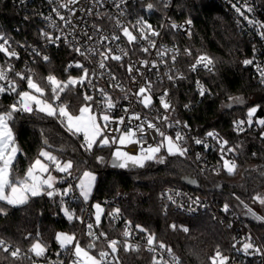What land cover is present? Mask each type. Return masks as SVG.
<instances>
[{"label": "trees", "instance_id": "trees-1", "mask_svg": "<svg viewBox=\"0 0 264 264\" xmlns=\"http://www.w3.org/2000/svg\"><path fill=\"white\" fill-rule=\"evenodd\" d=\"M257 1L264 8V0ZM177 8L181 9L182 16L190 17L193 22L191 36L182 42V48L192 52L189 60L204 53L215 60L213 70L202 75L211 94L198 101L184 116L196 130L203 132L214 129L236 148L235 173H211L204 184H201L202 188L196 189L191 185L196 176L194 168L185 157L167 155L161 151L159 155L165 157V163L148 161L143 168L125 169L113 167L111 156L104 171L97 170L96 185L90 201H64L63 207L82 216L83 203L90 204L91 207L92 200L96 199L104 206L99 229L107 233L109 240L124 239L121 220H126L132 226L140 225L155 233L157 240L171 247L182 263L211 264L209 258L215 255L217 248L223 255L228 253L232 231L215 222L208 213L189 216L164 212L159 203L158 192L164 184L178 183L195 194L228 201L264 244V221L256 219L259 216L255 210L257 201L253 199L264 189V126L255 123L256 118H264V84L255 81L248 66L243 64L251 54L249 40L238 30L234 19L221 6L208 0H181ZM12 16L14 11L10 4L6 1L0 2V24L4 28L12 24ZM49 58L48 62L38 58L31 64L30 68L37 78L51 73L60 80H66L76 72L69 68L65 71L71 60L79 58L72 48L62 44L53 46ZM22 85V88H26V84ZM178 90L182 92L186 88L180 86ZM229 97H239L241 102L232 103ZM62 98L68 100L73 111L85 102L78 86L73 91L62 94ZM14 100V95L0 96V109L11 105ZM256 106L259 109L253 117V125L237 132L234 122L238 119L247 120L248 109ZM17 117L14 132L22 152L17 157L16 167L21 175L37 156L40 146H46L45 139L51 145L49 149L58 156L73 159L75 170L80 171L83 167L92 169L93 164L103 166L105 162H98L96 157L102 156L106 160L109 155L110 147L94 148L93 152H86L80 147L79 138L70 135L55 118L44 117L39 113H18ZM67 136L70 138L68 142ZM63 175L67 176L66 173ZM219 183L222 184V190H205ZM65 184L66 181L60 178L56 186L63 191ZM60 200L59 196L49 198L41 195L30 198L24 205H2L6 208L7 215H0V237L26 251L30 240L37 233L49 246H53L56 243L55 233L61 230L75 233L84 244L87 241V237L82 236L85 224L81 225L75 220L68 221L61 211ZM117 208L120 210L121 219L113 221L108 213ZM171 225H176L177 228L173 230ZM183 227H187L189 231L185 233ZM97 244L94 253L106 249L103 238ZM7 255L0 252V264H30L27 259H3ZM118 256L121 264H151L152 259L142 245L138 252H124L121 248ZM61 259L64 264L69 263L67 256H61ZM243 264H264V261L261 263L246 258Z\"/></svg>", "mask_w": 264, "mask_h": 264}, {"label": "snow or ice", "instance_id": "snow-or-ice-1", "mask_svg": "<svg viewBox=\"0 0 264 264\" xmlns=\"http://www.w3.org/2000/svg\"><path fill=\"white\" fill-rule=\"evenodd\" d=\"M58 3V8L54 7L52 12L63 22L64 26L71 27L73 31L75 30V25L73 24V16H75V9L72 5H76L80 0H49V3ZM239 2V0H238ZM94 4H99L103 7L101 0H93ZM119 8L120 4H116ZM148 10L154 9L152 3L146 5ZM167 8V3L164 4ZM232 7L235 11L242 16L249 24L254 25V27L260 29L258 34L264 38V22L250 19L245 15V11L251 13L253 8L248 4V0H244V3L240 7L233 4ZM59 9H67L69 12L68 16L61 14ZM243 9V10H242ZM83 11V9H81ZM88 14L92 15V9H88ZM100 17L101 13H96ZM103 15H108L104 13ZM123 15V12H121ZM46 19L51 20V17H46ZM109 19L112 17L109 16ZM186 23L191 25L192 21L187 20ZM115 25L120 28L122 35L127 38L129 44L138 43L139 41H146L147 46L142 47L141 51L147 53L151 48H156L157 43L153 37H158L161 35L159 31L153 28L151 24L142 18L137 19V21L131 25V28L138 33V36L133 33L132 30L127 26H123L121 21L116 18ZM51 27L57 28L58 25L53 21ZM97 32H100V28L93 25ZM163 27V25H161ZM172 29H177L178 26L175 23L170 25ZM61 35L53 36L50 32L41 31L40 35L45 38L48 43L55 44L57 41L61 40L62 36L65 41L70 45L71 41H68V37L63 35V29H60ZM187 34L191 36V32L188 31ZM68 35H72L71 32ZM85 36L88 40H92V36H89L85 31ZM109 37L101 36L100 40L97 42L99 45L103 46V42L108 40ZM119 35H113L111 40H119ZM23 47V45H21ZM76 53L82 56L85 60H90L93 57L99 56L100 59L97 62L100 69H106L105 61L114 60L121 61L124 56H127V51L121 50L122 55L114 54L113 49L106 48L101 51L99 48L94 47H74L73 49ZM178 50L163 48L161 51L157 52V56L160 57L159 63H165L164 57L168 55L169 52H175ZM0 53L5 57L3 62H0V96L5 94L14 95L15 100L11 105H8L0 109V215H7L6 208L2 205L7 206H19L27 204L30 198L37 197L41 195H46L49 198L59 196L61 198L60 203L62 205L61 211L64 213L68 221H79L85 224V231L82 236L87 237V241L82 244L81 239L77 237L75 233H64L59 232L55 234V241L59 246L60 251L55 253L56 259L53 260L49 255L50 247L47 241H45L39 233L36 234L35 238L30 240L28 249L25 251L19 246H14L8 241L0 238V252L7 253L8 255L3 257L7 260L9 257L12 261H23L27 259L30 264H64V260L61 259L62 254H66L70 258V264H121L118 252L123 248L124 252H138L141 249V244L138 242H132L130 237H132V225L127 222L125 229L122 231L123 240L111 239L107 237V233L103 231H96L100 228L101 217L104 214V209L100 204L93 205L95 209L94 221L86 222L82 216L76 215L75 211L63 207L64 201L63 197L67 196L72 190V185H69L63 191L58 190L55 185L57 182V177L51 174V168L54 167L55 171L59 173H66L71 175V170L74 167V162L72 160L61 161L57 155H54L52 151L42 149L37 158L29 164L28 168L21 175L16 167L17 157L22 152L14 132V124L17 114H29L34 113L43 114L44 117L55 118L59 121L62 127L72 136L81 137L82 143L80 147L86 152H92L94 148L111 147L112 145H119L112 152V166L118 168H128L129 166L143 168L146 166V162L155 161L157 163H165V157L159 155L161 149H166L168 155L172 156H184L187 153V149L182 146L180 141L185 139L184 135L177 131L175 137L167 135L161 130L158 123H153L151 120H142L139 113L132 112L129 114V109L124 108V116L119 118H114L112 115L113 109L116 108V102L113 101L112 97L105 92L103 89H98L101 99L94 100V97L90 94L85 93L83 95V100L85 101L78 109V114L73 113L70 110L68 103L61 99L62 94L66 92L73 91L78 85L83 86L85 82L91 84L92 81L89 79L90 70L81 62L70 63L67 65L65 71L68 68H78L81 69V75L78 77L68 76L66 80H60L54 74H49L46 77L37 78L35 72L31 68L26 70H17L14 60L20 59L19 52L12 47L10 40L0 34ZM34 55L40 56V52L33 50ZM184 54L187 56H192V52L189 49H184ZM42 60L48 62L50 60L49 56L43 55ZM254 59H245L243 61L244 65H253ZM171 60L174 62L176 60V55L171 56ZM141 65L148 67L151 65L152 68L158 67L157 61L142 60ZM215 66V60L208 54H200L195 58V62L190 65L191 71H196L198 67H203L208 71H212ZM256 71L259 73L260 82L264 83V67L259 64H255ZM134 70L133 65L127 67V71L131 74ZM137 72L139 69H135ZM91 75H95L93 71ZM111 75V74H110ZM168 80L173 81L176 79H184L182 75L173 76L165 73ZM112 80H115V76H111ZM135 82V78L133 77ZM26 84V88H22L21 85ZM199 88V94L201 96L205 95L206 90L197 81ZM114 87H121L119 84L113 85ZM152 82L150 80H145L142 84L138 86L137 91L134 93L137 101L143 105L144 108L153 107V96H152ZM123 91V89L121 88ZM169 93L168 90H164L159 97V103L164 110V115L158 116L155 119L159 122L166 123L168 127H173L179 125L180 121H175L169 123L170 117L167 115L170 111L174 110L173 105L170 100L167 99ZM230 100H235L236 102H241L239 97H229ZM93 105L96 107L94 108ZM187 107V105H185ZM98 109V110H97ZM259 106L251 107L247 112V120H239L234 122L236 130L242 132L244 131L243 125L247 124L251 127L254 123L253 117H255ZM127 117L128 125H125V118ZM141 121L134 128L129 126L131 121ZM256 124L264 126V118L255 120ZM115 124V128H111V125ZM121 125L125 127L121 128ZM184 127H187L185 124ZM147 129H152L162 138L159 143L155 146L149 145L147 148L143 147V141L145 139ZM119 133V135H116ZM264 135V133H262ZM207 137H210L217 141L219 145V151L222 153L221 159L223 160V168L229 173L233 174L236 171L237 165L234 160L224 159V155L227 152H234L236 148L228 147V141L219 137V134L210 131L206 133ZM197 145H204L205 148L208 147L207 143L201 139H195L194 141ZM44 144L50 148L51 145L47 139L44 140ZM140 144V151L138 154H131L127 151H123L122 148L128 145ZM43 158V159H41ZM199 158V156L197 157ZM97 161L104 163L105 159L102 156L96 157ZM83 163V161H81ZM96 181V175L91 171H84L79 177V182L76 188L79 189L80 196L84 201H87L90 197L93 185ZM169 199H172L169 197ZM254 200L258 201L261 205H264V195H256ZM174 202V201H173ZM193 203H199L198 200L193 201ZM241 203H243L241 201ZM228 205L225 204L224 211H228ZM193 210V209H189ZM120 210L117 208L113 212L108 213L113 219L119 217ZM257 220L264 221V216H256ZM173 230L177 228L176 225H171ZM140 233L145 235L142 239L145 241L144 248L150 253H153L151 264H181L180 257L176 256L172 248L167 246L164 242L158 241L155 233L149 232L147 229L140 225H136ZM182 230L187 233L189 229L183 227ZM31 236V234H29ZM29 237H25L28 239ZM103 238L106 241V249L99 250L94 253L97 249V242ZM239 243V241H238ZM235 244L233 247L235 248ZM252 250L253 253H260L264 256V252L256 247L252 242L251 238H247V242L242 245V251L249 253ZM164 253H167V258ZM211 264H229L230 257L223 255L219 248L216 249L215 255L209 258Z\"/></svg>", "mask_w": 264, "mask_h": 264}, {"label": "built area", "instance_id": "built-area-1", "mask_svg": "<svg viewBox=\"0 0 264 264\" xmlns=\"http://www.w3.org/2000/svg\"><path fill=\"white\" fill-rule=\"evenodd\" d=\"M5 1L12 7L14 16H12L13 22L8 28H4V26L0 24V34L6 36L12 43V47L20 54V59L13 61L17 70H26L30 68L31 64L35 62L36 59L41 58L43 55L49 56L51 48L60 44L66 45L68 48L72 49H74V47H82V49L94 47L104 51L106 48H111L114 54L117 55H122L121 50L127 51L128 55L124 56L121 61H105L107 66L106 69H100L98 67L97 62L100 59L99 56L93 57L90 60H85L77 53L79 58L71 60L70 63H75L77 61L83 63L90 70L89 79L92 81L91 84L85 82L83 86L78 85L82 96L87 93L92 95L94 100L98 101L101 99L98 89H103L112 97L113 101L116 102L117 106L112 111L114 118L124 116L125 113L123 109L128 108L129 114L136 112L141 115L142 120H151L153 123H158L161 130L173 138L176 132L180 131L185 137L180 143L187 149L186 155L180 157H185L189 160L195 171L196 176L194 180L198 182L201 188V184H204L211 173L224 174L227 172L223 168V160L221 159L222 153L219 151L217 141L206 136L207 132H218L214 129L203 132L196 130L184 116V113L191 110L198 101L211 94L210 88L202 76L204 73L211 71L203 67H198L196 71L190 70V65L195 62V58L200 54L194 56L190 60L188 58L189 56L184 54L182 42L190 37L187 32H192L193 22L191 25H188L186 21H192V19L187 16H182L181 9L177 8L181 0H101L103 7L99 4H94L93 0H80L78 4L70 6L75 9V16L72 18L73 24L75 25L74 31L71 27L64 26L63 22L52 12L54 7L58 8L59 5L57 2L49 3V0H0V2ZM208 1L221 6L234 19L238 30L246 35L251 49V54L248 59H253V57H255L254 64L247 66L254 80L260 84H264L260 82L259 73L256 71L255 67V64L264 67V38L258 34L261 30L249 24L248 21L240 16L232 7L233 4L240 7L241 4L244 3V0H239V2L238 0ZM148 3H152L154 9L148 10L146 7ZM165 3L168 5L167 8L164 7ZM116 4H120V7L117 8ZM248 4L253 8V11L251 13L245 11V15L250 19L254 18L255 20L264 22V8L261 4L257 0H248ZM89 8L92 9V15L88 14ZM81 9H83V11H81ZM59 10L61 14L65 16L69 15L67 9ZM121 12H123V15H121ZM96 13H101L102 15L98 17ZM104 13L108 15H103ZM109 16L112 17V19H109ZM46 17H51V20L46 19ZM116 18L121 21L123 26L129 27L137 36L138 33L131 28V25L140 18L147 21L154 29L161 33L160 36L152 38L156 41L157 47L151 48L149 52L145 53L141 51V48L147 46L146 41L129 44L127 38L122 35L121 29L116 27ZM53 21L58 25L57 28L51 27ZM172 23L182 27L172 29L170 27ZM93 25L98 26L100 32H97ZM161 25H163V27H161ZM60 29H63V35L68 37V41L72 42L71 45L63 39V36L61 40L52 44L48 43L45 38L40 35L42 30L50 32L53 36L61 35ZM85 31L89 36H92V40H88L87 36L84 35ZM69 32H71L72 35H68ZM114 34L119 35L120 39L115 41L111 40ZM102 35L109 37L108 40L103 42V46L97 43ZM21 45H23V47H21ZM163 48L178 51L169 52L168 55L163 58L165 63H159L160 57L157 56V52L161 51ZM34 49L39 51L41 55H34ZM173 54L176 55V60L174 62L171 60ZM4 59L5 57L0 53V62H3ZM142 60H155L157 61L158 67L152 68L151 65L148 67L142 66ZM129 65L134 66V70L131 74L127 71ZM69 69L76 71L70 76L78 77L81 74V69L75 67ZM135 69H139V71L137 72ZM93 71L95 75H91ZM165 73L173 76L182 75L184 79L170 81L167 75H164ZM111 76H115L116 79L112 80ZM133 77L135 78V82ZM145 80H150L153 85L151 93L153 96L152 108H144L134 95L138 86ZM197 81H199L200 85L206 90L203 96L199 94ZM115 84H119L121 87H114L113 85ZM180 86L182 88L185 87L186 90L181 92V90H178ZM21 87H23V85H21ZM164 90H168L169 95L167 99L170 100L174 109L167 113L170 117L169 123L178 120L181 123L177 126L168 127L166 123L159 122L155 119L165 114L159 103V97ZM61 99L68 103L67 99H63L62 97ZM185 105H187V107H185ZM93 107L95 108L96 106L93 105ZM239 120L243 119H238L237 121ZM140 122L141 121L133 120L129 126L134 128ZM185 124L187 127H184ZM125 125H128L127 117L125 118ZM125 125H121L120 127L123 128ZM115 127V124L111 125V128ZM243 128L244 130L248 129V125L244 124ZM234 129L236 130L235 123ZM236 131L240 132L238 130ZM116 135H119V133H116ZM219 137L226 140L220 134ZM262 138L264 139V135H262ZM161 139L162 138L154 130L147 129L145 139L142 142L143 147L147 148L149 145L155 146ZM195 139L204 140L208 147L205 148L204 145H197L194 142ZM116 147H119V145H112L110 147L109 156L105 160L104 165H108L111 160L112 152ZM140 147V144L128 145L123 147L122 150L131 154H138ZM228 147H232V145L228 143ZM161 151L167 154L166 149L162 148ZM198 156L199 158H197ZM224 159L234 160L236 163L235 151L227 152L224 155ZM62 180L72 185V190L67 196L63 197V201L75 202L80 200L78 191L75 187L74 178L66 177ZM158 194L159 203L164 212L169 211L189 216L208 213L215 222L231 230L233 233L232 239L229 243L228 253L225 255L231 258L229 264H243L246 258L261 263L264 261V256L260 253H253L252 250H249V253L242 251V245L244 242H247L248 237L251 238V242L256 247L261 249V252H264V247L259 236L255 235L252 228L243 222L241 216L228 201L216 197L195 194L189 188L178 183L164 184L159 189ZM169 197L172 199H169ZM195 200H198L199 203H193ZM107 201L109 202L110 200ZM225 204L229 206L228 211H224ZM83 206L84 212L82 217L86 222H93L90 204L83 203ZM120 219V213L118 218H112L113 221H118ZM126 224V220H121L123 229H125ZM96 231H100V229H96ZM132 232L133 234L130 240L134 243L138 242L144 247L145 241L142 237L145 234L140 233L135 229V226H132ZM233 244L236 245L235 248ZM49 247L50 256L54 260V258H56L55 253L60 251L59 246L55 243L53 246ZM148 253L152 257L153 253ZM164 255L167 258V253H164ZM62 256L67 255L62 254ZM68 260L70 262L69 257ZM181 264L184 263L181 262Z\"/></svg>", "mask_w": 264, "mask_h": 264}, {"label": "rangeland", "instance_id": "rangeland-1", "mask_svg": "<svg viewBox=\"0 0 264 264\" xmlns=\"http://www.w3.org/2000/svg\"><path fill=\"white\" fill-rule=\"evenodd\" d=\"M81 75V74H80ZM73 77H75V76H73ZM231 102L232 103H237L235 100H231ZM85 103V102H84ZM83 103V104H84ZM82 105V104H81ZM80 105V106H81ZM79 106V107H80ZM79 107L77 108V110H75V111H73L71 108H70V110L73 112V113H75V114H78V109H79ZM257 119H260V118H256V120ZM79 138V140H80V143H82V138L81 137H78ZM69 137L67 136V142L69 141ZM42 149H45V150H49V151H52L51 149H49L48 147H46V146H40V148H39V150H38V153L42 150ZM53 152V151H52ZM93 152V151H92ZM100 153V152H99ZM102 153V152H101ZM53 154L54 155H57L55 152H53ZM37 156H38V154H37ZM37 156H35L32 160H31V162L30 163H32L36 158H37ZM58 156V155H57ZM109 156V155H108ZM59 157V159L61 160V161H67V160H72L73 161V159L72 158H70V157H67V158H62V157H60V156H58ZM41 159H43V158H41ZM74 162V161H73ZM29 163V164H30ZM29 164H28V166H29ZM79 165V164H78ZM28 166L26 167V169L28 168ZM81 167H82V165H81ZM105 165H103V166H97V164H93V167H91L92 169H90L89 167H83V169L82 170H75V168L73 167V169L71 170V172H72V174L71 175H68L67 174V176H65V175H63V173H59V172H57V171H55V169H54V167L53 168H51V174L53 175V176H55V177H57V182H59L60 181V178H62V179H65L66 177H73L74 178V180H75V187H76V185L78 184V182H79V177L82 175V173L84 172V171H91V172H93L95 175H96V180H97V170H99V169H101L102 171L101 172H103L104 171V169H105ZM25 169V170H26ZM56 182V183H57ZM70 185V183H66L65 185H64V188L63 189H65V188H67L68 186ZM95 185H96V181H95V183H94V185H93V188H92V191H91V194H90V197H89V199L87 200V202L88 201H90V199H91V195H92V193H93V190H94V187H95ZM55 187L58 189V190H60L61 191V189L59 188V187H57L56 185H55ZM77 189V191H78V194H79V197H80V199L82 200V201H84L83 200V198L80 196V193H79V189L78 188H76ZM86 202V201H85ZM100 204L101 205V207L104 209V206H103V204L102 203H99L96 199H94V200H92V202H91V217H92V219H93V221H94V214H95V209H94V207H93V205H95V204ZM255 204H256V206H255V210H256V212L258 213V215L259 216H264V205H261L258 201L257 202H255ZM253 230V229H252ZM59 232H64V233H69V232H66V231H61V230H58L56 233H59ZM55 233V234H56ZM254 234L255 235H257V236H259L258 234H256L255 232H254ZM259 238H260V236H259ZM261 240V239H260ZM262 242V241H261ZM263 244V243H262ZM263 247H264V244H263ZM68 264H70V262L68 263Z\"/></svg>", "mask_w": 264, "mask_h": 264}, {"label": "water", "instance_id": "water-1", "mask_svg": "<svg viewBox=\"0 0 264 264\" xmlns=\"http://www.w3.org/2000/svg\"><path fill=\"white\" fill-rule=\"evenodd\" d=\"M131 168L133 169V168H137V167L129 166L128 168H125V169H131ZM191 185H192L194 188H196V189H201L200 185H199L198 182L195 181V180H193V181L191 182ZM222 188H223V187H222V184L219 183V184H216L215 186H212V187L206 189V191H213V190H215V189L222 190Z\"/></svg>", "mask_w": 264, "mask_h": 264}, {"label": "flooded vegetation", "instance_id": "flooded-vegetation-1", "mask_svg": "<svg viewBox=\"0 0 264 264\" xmlns=\"http://www.w3.org/2000/svg\"><path fill=\"white\" fill-rule=\"evenodd\" d=\"M260 195H264V189L261 190Z\"/></svg>", "mask_w": 264, "mask_h": 264}, {"label": "crops", "instance_id": "crops-1", "mask_svg": "<svg viewBox=\"0 0 264 264\" xmlns=\"http://www.w3.org/2000/svg\"><path fill=\"white\" fill-rule=\"evenodd\" d=\"M57 184V183H56Z\"/></svg>", "mask_w": 264, "mask_h": 264}]
</instances>
